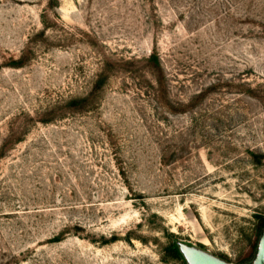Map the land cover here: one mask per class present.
Masks as SVG:
<instances>
[{
	"label": "rangeland",
	"instance_id": "1",
	"mask_svg": "<svg viewBox=\"0 0 264 264\" xmlns=\"http://www.w3.org/2000/svg\"><path fill=\"white\" fill-rule=\"evenodd\" d=\"M263 233L264 0H0V264H254Z\"/></svg>",
	"mask_w": 264,
	"mask_h": 264
},
{
	"label": "water",
	"instance_id": "2",
	"mask_svg": "<svg viewBox=\"0 0 264 264\" xmlns=\"http://www.w3.org/2000/svg\"><path fill=\"white\" fill-rule=\"evenodd\" d=\"M189 264H227L219 261L197 249L186 248L183 251ZM254 264H264V233L259 246V251Z\"/></svg>",
	"mask_w": 264,
	"mask_h": 264
},
{
	"label": "trees",
	"instance_id": "3",
	"mask_svg": "<svg viewBox=\"0 0 264 264\" xmlns=\"http://www.w3.org/2000/svg\"><path fill=\"white\" fill-rule=\"evenodd\" d=\"M152 61H158V58L157 57H154V56H152ZM172 253H173V256L175 257V258H180V259H183L184 258V256L182 255V252H181V249H180V247L179 246H172ZM187 264V263H186Z\"/></svg>",
	"mask_w": 264,
	"mask_h": 264
}]
</instances>
